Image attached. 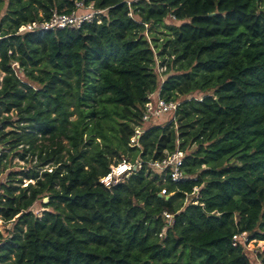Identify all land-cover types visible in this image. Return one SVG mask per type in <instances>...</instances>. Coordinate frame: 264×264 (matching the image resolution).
Segmentation results:
<instances>
[{
    "label": "trees",
    "instance_id": "16d2710c",
    "mask_svg": "<svg viewBox=\"0 0 264 264\" xmlns=\"http://www.w3.org/2000/svg\"><path fill=\"white\" fill-rule=\"evenodd\" d=\"M127 1L0 0V264H250L232 237L264 241V0ZM78 3L101 23L17 34ZM158 90L182 98L175 125L147 127L130 148ZM94 103L122 119L112 151L85 122ZM177 147L187 179L173 183L148 163ZM127 154L141 168L104 188L108 156ZM194 187L200 205H184ZM162 212L174 225L159 237Z\"/></svg>",
    "mask_w": 264,
    "mask_h": 264
},
{
    "label": "built area",
    "instance_id": "2783aa9c",
    "mask_svg": "<svg viewBox=\"0 0 264 264\" xmlns=\"http://www.w3.org/2000/svg\"><path fill=\"white\" fill-rule=\"evenodd\" d=\"M135 1L136 0H128L127 5L130 6ZM100 15L101 12L95 10L92 5L83 7L80 3H78L76 4V10L69 14L53 13L48 20L35 21L20 26L17 30V34L34 31L54 32L57 30L65 29H79L84 23L96 22V24H100ZM128 15L129 17H131V13H129ZM145 27L147 28V25H145ZM9 54H11V52H9ZM12 67L14 69H17V63H13ZM164 71V67H161L158 64L156 65V73L158 72L161 82L164 81V78L162 76V73ZM2 76L3 75H1L0 77V81L2 80ZM17 76L19 75L17 74ZM159 92L160 91L158 90L147 96V102L143 105L142 109L141 122L139 125H136L134 127L133 133L129 138L128 146L130 148L141 149L140 138L145 132V125L150 123L152 120L162 116H169V123H173L175 125L177 117L176 113L180 105V101H167L159 95ZM184 157L185 153L177 147L175 151L166 153L162 159L151 161L150 163H148V166L161 173H164L165 176L169 177L171 182L178 183L187 179V176L185 175L183 170ZM141 165V161L132 163L130 160L123 158L121 161L116 162L110 166L109 172L99 179V183L104 188L109 189L115 186L123 176H126L132 170L141 168ZM161 195L166 196L167 199L171 196L170 194L167 195L166 190H162ZM199 198V188L194 187L190 194H184V205L187 203L195 206L200 205ZM161 216L164 221V227L161 229L159 237H163L167 229L174 225V214L162 212ZM258 242L262 245H259L257 249H254L253 244H257ZM231 244L234 248H240L244 255L253 254L256 261L261 264L258 256L264 251V241L252 240L250 239L249 234L244 232L234 235L232 237Z\"/></svg>",
    "mask_w": 264,
    "mask_h": 264
},
{
    "label": "rangeland",
    "instance_id": "374dc122",
    "mask_svg": "<svg viewBox=\"0 0 264 264\" xmlns=\"http://www.w3.org/2000/svg\"><path fill=\"white\" fill-rule=\"evenodd\" d=\"M165 22H166V24H170V19H168ZM157 33H165V28L163 25H160L157 28ZM160 37H162V36H160ZM0 77H1V75H0ZM74 92H76V91H74ZM84 92H85V90L82 89L79 92V95L84 94ZM193 96L196 98H199L201 95L200 94H194ZM181 100H182V98L178 99V101H181ZM74 102L75 101H72V103H74ZM90 103H92V102L90 101ZM102 106H105L108 110L112 109V107L109 106L108 104H101L100 105V104L94 103V110L97 112V115L94 119H87L85 122L88 123L89 128L91 127V125L94 127L95 137H99V132H101L105 136V140H103L101 138L95 140L96 143L98 144V147H100L102 150L109 149L112 151L118 147V141H117L118 135L112 129V126L116 127L115 123L122 122V119L120 116H114L111 113L112 110L109 111V116L107 118L104 117V115L99 113V108ZM69 109H70V111H74L75 107L72 105V107H70ZM117 109H119V108H117ZM83 110H85V108H83ZM78 118H79V115L77 113H75V111H74V115L69 118V121L75 122L78 120ZM169 120H170L169 116H162V117H159L157 119L152 120L150 123L146 124L145 127L147 128V127L152 126V125H162V124L168 123ZM67 128L71 129L72 126L67 125ZM59 141L62 143V145L65 147V149L70 148L68 141L64 138V136H60ZM92 151H93V148L92 147L89 148L88 154H90ZM63 154L66 155V151H64ZM108 158L110 160L111 165L118 162V157L115 155H111V156L109 155ZM124 159L130 160L131 157L128 156V154H127L126 156H124ZM13 165L23 166L24 164L21 162H18L17 160H14ZM4 177H5L4 174L3 175L0 174V182H2L4 180ZM42 202H43V200L41 202H38L32 208L33 213L37 216H40L41 212L43 211L42 207L40 206ZM3 229H4V227L1 223L0 224V230L3 231ZM259 245H262V244H259V242L257 244L256 243L253 244L254 249H257V247ZM263 248H264V245H263ZM246 256L248 257L250 264H259V262L256 261V259L254 258L253 254H247Z\"/></svg>",
    "mask_w": 264,
    "mask_h": 264
}]
</instances>
